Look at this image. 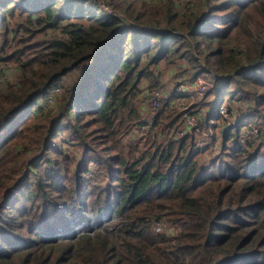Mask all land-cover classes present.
I'll return each instance as SVG.
<instances>
[{"label": "trees", "instance_id": "trees-1", "mask_svg": "<svg viewBox=\"0 0 264 264\" xmlns=\"http://www.w3.org/2000/svg\"><path fill=\"white\" fill-rule=\"evenodd\" d=\"M161 62L213 83L205 136L139 109ZM223 104L261 128L213 155ZM0 264H264V0H0Z\"/></svg>", "mask_w": 264, "mask_h": 264}, {"label": "rangeland", "instance_id": "rangeland-1", "mask_svg": "<svg viewBox=\"0 0 264 264\" xmlns=\"http://www.w3.org/2000/svg\"><path fill=\"white\" fill-rule=\"evenodd\" d=\"M186 2H187V0H182L180 2H177L176 4H177V6H181L182 3H186ZM100 6H102V7L104 6V2L103 1H100ZM152 70H153L155 76L157 77V79L159 80L158 81V87L155 88V90H159L158 92H161L164 95H166V94L168 95V93L170 94L171 90H175L176 88H178L179 84H181V83L188 84V83L192 82V81H186L188 79V73H183L182 70L179 71V69H176L173 65H167V64L161 62L157 68L152 67ZM76 77H77V75L75 76L74 74L70 73L68 75V77L61 79V84L63 86H66L69 81H73L74 79H76ZM198 78L203 79V80L209 82L210 84H213L211 82V80H209L207 78H205V79L202 78V77H198ZM7 80H9L10 82H15L16 78H15V75H13L12 71H9L8 76H7ZM148 85H149V82L147 84V82L145 80H142L140 82V84L138 85L139 92L137 93L138 94L137 103H138L139 109L145 111V113L153 112L152 111L153 107H151V105L149 104V101H148V96H149V94L151 95L152 92L149 91L148 89L146 91V88L148 87ZM56 87L60 88V90L57 93H53V91H52L48 95V96H52V98H53V100L51 102L47 103L45 101V99H44L45 103L43 101L40 102L42 105L45 106L44 111H47L48 107H52V106H54L56 104L57 105L59 104L58 95L61 93L62 88L60 86H56ZM213 97H214V95H208L204 99V101L208 102L211 99H213ZM199 101H201V100L195 98L194 96H186V99H184L182 101H179V103L181 104L180 108L182 109L184 107V108L187 109L188 113L192 114L193 113L192 111H195V110H197L199 108L196 105V103L199 102ZM217 104H218V102L215 103L214 106L216 107ZM230 105H231V109H233V110L239 109L242 106V104L237 99H235L233 102H231ZM222 106H224L226 109L229 108V106L225 105V104H223ZM229 111L230 110L227 109L226 110V115L223 118L224 120H220L219 121L220 123H218V124H220V127H218L217 129H213V130L211 129L212 130V134L216 136V143H215V145L213 147H211L214 150V154L213 155H216L222 149L223 141H222V138H221V133L219 131L220 128L222 127L221 123H222V125L225 123L223 125V126L226 125V127L224 129H230L231 127L234 128L236 126H239V128L240 127L241 128H254L255 127V125H254L255 123H251V121L250 122L249 121H243L244 123H241L239 121L237 123V120H239V119H236L237 117L233 116V115H236L235 112L230 114ZM238 113H240V112L238 111ZM247 114H248V111L247 112L245 111V112L241 113V115H243V116H245ZM241 115L239 116V118L241 117ZM144 117L146 118L147 114ZM257 127H258V129L261 128L260 126H257ZM145 130H147V129H145L144 127L140 128V129H137L135 127L131 131V133L129 135H127V137L125 138L124 141H126V140L130 141V140L137 139L140 136L141 131H145ZM202 131L204 132V130H202ZM195 132H198V133L204 135V133H201L198 130L195 131ZM207 135H211V133H208ZM253 137H255V136H253ZM69 139H70V136L66 137L65 140H69ZM199 142H202L201 139H198V143ZM64 145L66 146V143H64ZM227 145H229L228 142H227Z\"/></svg>", "mask_w": 264, "mask_h": 264}, {"label": "built area", "instance_id": "built-area-1", "mask_svg": "<svg viewBox=\"0 0 264 264\" xmlns=\"http://www.w3.org/2000/svg\"><path fill=\"white\" fill-rule=\"evenodd\" d=\"M175 3L180 2L182 0H173ZM188 1V0H187ZM103 8L106 10V12H111L108 7L103 6ZM212 84H210L209 82L197 78L196 80L188 83V84H179V87L175 89L176 92V98L175 101L178 105H181L179 103V101H182L184 99H186V96H194L195 98L199 99L201 98L204 93L206 92V90L208 89V87H211ZM60 90V88H55L53 93H57ZM159 90H155L152 92V94L148 96V101L149 104L151 105V107L153 108H158L161 104V101L168 97L167 94L164 95L161 92H158ZM53 100L52 96H48L47 98V102H51ZM228 109V108H227ZM224 106H221L219 108V115L221 116V118H224L226 115V110H227ZM182 113H183V125L182 127L178 130V132L176 133V138H181L187 134H191L193 132H195L197 130V118L195 115L188 113L186 108H182L181 109ZM196 127V129H195ZM146 129V127H144ZM195 130V131H194ZM259 134V129L258 127H254V128H239L238 130V139L242 142L245 141H250L252 139H256L258 137ZM255 136V137H253ZM198 146H202V142H199L197 144ZM161 226L157 225L156 226V231L160 232Z\"/></svg>", "mask_w": 264, "mask_h": 264}]
</instances>
